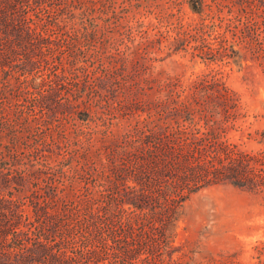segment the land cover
<instances>
[{
  "label": "trees",
  "instance_id": "obj_1",
  "mask_svg": "<svg viewBox=\"0 0 264 264\" xmlns=\"http://www.w3.org/2000/svg\"><path fill=\"white\" fill-rule=\"evenodd\" d=\"M217 1L154 21L134 0H0V264H181L186 202L237 185L236 99L220 68L184 84L156 62L245 67L222 11L263 33L264 0Z\"/></svg>",
  "mask_w": 264,
  "mask_h": 264
},
{
  "label": "rangeland",
  "instance_id": "obj_2",
  "mask_svg": "<svg viewBox=\"0 0 264 264\" xmlns=\"http://www.w3.org/2000/svg\"><path fill=\"white\" fill-rule=\"evenodd\" d=\"M208 1L216 8L217 0ZM222 14L223 29L234 49L244 53L245 67L235 61L239 56L232 50L227 64L193 58L191 49L186 55L181 51L156 62V71L179 75L184 84L220 68L236 99L223 139L229 138L234 145L237 185L219 183L191 196L179 222L173 257L181 264H264V32L249 33L244 17L233 14L229 19L227 9ZM164 15L184 21L200 19L188 0H134L129 11L130 17L154 21ZM20 208L24 218L33 214L30 202Z\"/></svg>",
  "mask_w": 264,
  "mask_h": 264
}]
</instances>
